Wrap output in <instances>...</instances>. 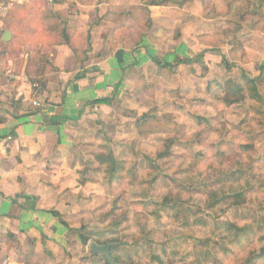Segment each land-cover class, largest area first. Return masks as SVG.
Returning <instances> with one entry per match:
<instances>
[{
  "label": "rangeland",
  "instance_id": "374dc122",
  "mask_svg": "<svg viewBox=\"0 0 264 264\" xmlns=\"http://www.w3.org/2000/svg\"><path fill=\"white\" fill-rule=\"evenodd\" d=\"M145 2L161 10L131 12L133 46L150 36L172 66L139 71L83 123L80 179L91 188L79 232L52 264H104L89 251L95 240L114 241L122 264H248L264 234V0ZM241 72L262 101L249 98Z\"/></svg>",
  "mask_w": 264,
  "mask_h": 264
},
{
  "label": "crops",
  "instance_id": "0c3cea01",
  "mask_svg": "<svg viewBox=\"0 0 264 264\" xmlns=\"http://www.w3.org/2000/svg\"><path fill=\"white\" fill-rule=\"evenodd\" d=\"M145 1L0 0V264H19V253L36 264L61 261L91 188L80 179L83 123L107 107L95 101L120 97L135 74L159 61L150 36L133 46L130 12L161 10ZM39 12L57 13L53 21L67 33L55 51L42 52L47 65L32 49L34 35L21 31L38 26ZM123 26L129 32L113 38Z\"/></svg>",
  "mask_w": 264,
  "mask_h": 264
},
{
  "label": "trees",
  "instance_id": "16d2710c",
  "mask_svg": "<svg viewBox=\"0 0 264 264\" xmlns=\"http://www.w3.org/2000/svg\"><path fill=\"white\" fill-rule=\"evenodd\" d=\"M263 1V0H261ZM35 4H40L41 0H34ZM132 12V11H131ZM130 12V15H131ZM133 13V12H132ZM57 13H38L37 17H36V21L38 26L35 28H22V35L28 34V35H34V40H36L37 42L35 43V45L38 47V60L39 58H41L39 61L43 62L44 64H46V61L44 59V57H39L40 56V52L42 54L44 47H47L48 49H50V51H54L53 47L59 45L62 43V39L63 40H67L66 39V30L65 28L59 26L55 21H53V18L55 16H57ZM133 16V14L131 15ZM59 19V17H58ZM121 32H128L126 27H121L119 29H116L113 33V38H117L118 34H120ZM42 40V41H40ZM203 56V53H200L197 58H201ZM38 62V61H37ZM193 61L192 59L186 58L184 60H179L177 59V61L175 62L174 65H183V64H191ZM222 62L226 63L224 56L222 57ZM154 63L156 65H158L159 67H163V68H170L172 65L169 63H160L159 61H154ZM242 73V79L244 81V87L246 89V92L249 96V98L251 100H254L256 102H260L262 101V97L260 96V94L257 91V87H256V79L250 78L248 77L244 72ZM32 81H35L34 79ZM36 82V81H35ZM231 89H234V91H232L231 93L233 95H237V96H241V92L243 91V88L241 86H236V87H231ZM238 98H242V97H238ZM113 98H105V99H101V100H97L95 101L96 104H102V105H109L112 102ZM225 102L227 104H233L232 101H229L227 98L225 99ZM235 198H241L240 194L235 195ZM52 214L54 216L59 217L57 212H52ZM69 232H73V229H69ZM77 232H79L78 230H75ZM79 238L82 242V244L87 245L89 243V239H86L84 236L79 235ZM261 240V247L259 248L258 252L254 254L253 258L251 260H249L248 264H264V234L260 237ZM94 243H96L97 245H107L111 242V240H95L93 241ZM44 251L47 254H50V252L46 249V247L44 246ZM109 253L110 256L112 257V259L114 260V262L116 264H122L120 262L119 259H117L116 257H114L111 248L109 249ZM51 255V254H50ZM33 262V257L30 254H23V253H19V258H18V263L19 264H32ZM104 264H109L105 258H104Z\"/></svg>",
  "mask_w": 264,
  "mask_h": 264
},
{
  "label": "water",
  "instance_id": "95a60500",
  "mask_svg": "<svg viewBox=\"0 0 264 264\" xmlns=\"http://www.w3.org/2000/svg\"><path fill=\"white\" fill-rule=\"evenodd\" d=\"M113 246V244H107V245H97L96 243L92 242L89 245V251L91 255H97L101 254L104 256L105 260L109 264H116L112 257L110 256L109 249Z\"/></svg>",
  "mask_w": 264,
  "mask_h": 264
},
{
  "label": "built area",
  "instance_id": "2783aa9c",
  "mask_svg": "<svg viewBox=\"0 0 264 264\" xmlns=\"http://www.w3.org/2000/svg\"><path fill=\"white\" fill-rule=\"evenodd\" d=\"M34 106H39V104L37 102L33 103ZM10 139V138H9Z\"/></svg>",
  "mask_w": 264,
  "mask_h": 264
}]
</instances>
